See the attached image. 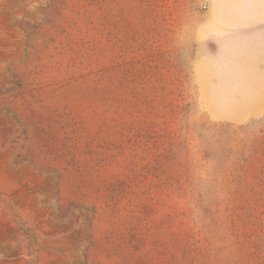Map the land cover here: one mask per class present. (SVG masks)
I'll return each mask as SVG.
<instances>
[{
	"label": "rangeland",
	"instance_id": "rangeland-1",
	"mask_svg": "<svg viewBox=\"0 0 264 264\" xmlns=\"http://www.w3.org/2000/svg\"><path fill=\"white\" fill-rule=\"evenodd\" d=\"M0 264H264V0H0Z\"/></svg>",
	"mask_w": 264,
	"mask_h": 264
}]
</instances>
